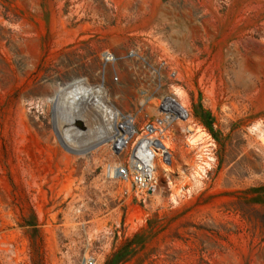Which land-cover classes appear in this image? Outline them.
<instances>
[{
	"label": "rangeland",
	"instance_id": "1",
	"mask_svg": "<svg viewBox=\"0 0 264 264\" xmlns=\"http://www.w3.org/2000/svg\"><path fill=\"white\" fill-rule=\"evenodd\" d=\"M105 49L116 60L103 70ZM77 80L102 85L137 127L175 92L204 128L174 126L172 159L144 200L107 169L125 160L109 138L63 145L59 123L77 138L90 131L55 110ZM90 254L96 264H264V0H0V264Z\"/></svg>",
	"mask_w": 264,
	"mask_h": 264
},
{
	"label": "built area",
	"instance_id": "2",
	"mask_svg": "<svg viewBox=\"0 0 264 264\" xmlns=\"http://www.w3.org/2000/svg\"><path fill=\"white\" fill-rule=\"evenodd\" d=\"M131 57H137L132 50L128 53ZM103 70L106 65L116 60L115 55L108 49L101 53ZM160 66L167 68L169 77H176V66H170L164 58L160 59ZM114 80L118 77L115 75ZM171 86L177 88V85ZM163 93L157 98L158 114L152 119L144 121L140 126H135L130 116L121 119L118 117L114 124V134L110 139V147L116 155H124V163L120 161L108 165L114 177L129 184L136 197L144 200L152 195L157 186L158 179L155 175L156 162L169 164L172 154L169 149V137L177 124H183L187 130L194 132L204 128L192 117L190 111L179 100L176 93ZM153 97L146 94L144 103H151ZM213 141L209 140L208 145ZM124 153V154H123ZM96 257L92 254L83 255L78 264H96Z\"/></svg>",
	"mask_w": 264,
	"mask_h": 264
},
{
	"label": "bare ground",
	"instance_id": "3",
	"mask_svg": "<svg viewBox=\"0 0 264 264\" xmlns=\"http://www.w3.org/2000/svg\"><path fill=\"white\" fill-rule=\"evenodd\" d=\"M104 94V88L102 85L90 86L83 83L81 80H77L76 82L70 84L67 90H60L59 94L55 96V110H58L59 107L60 115L63 117L66 116V122L69 120V124L73 126L76 124L73 121V117H83V121L81 120V122H83L82 127L88 126L89 128H87V131L90 130L85 135H83L80 130L77 129V127L73 126L78 134H82V136L77 138L72 130L67 129L61 123H59L58 126H56V130L63 145L68 150L81 151L93 144L106 141L108 138H112L115 131L114 124L117 118V113L105 102ZM64 96L66 97V100L61 101L63 100L62 98H65ZM80 110L81 112L76 114L74 113ZM91 111L94 113L93 115L95 116V123L89 119H86L85 112L88 113ZM55 114L59 113L57 112ZM77 139L80 140L82 144L76 145L74 140ZM166 169V164L158 162L157 166L156 162V171H165Z\"/></svg>",
	"mask_w": 264,
	"mask_h": 264
}]
</instances>
